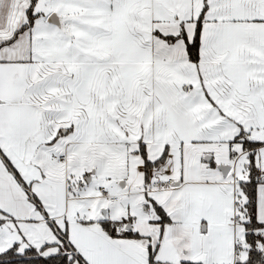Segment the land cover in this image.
<instances>
[{
  "label": "snow or ice",
  "instance_id": "6c2138e0",
  "mask_svg": "<svg viewBox=\"0 0 264 264\" xmlns=\"http://www.w3.org/2000/svg\"><path fill=\"white\" fill-rule=\"evenodd\" d=\"M0 264H264V0H0Z\"/></svg>",
  "mask_w": 264,
  "mask_h": 264
}]
</instances>
